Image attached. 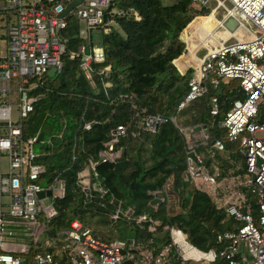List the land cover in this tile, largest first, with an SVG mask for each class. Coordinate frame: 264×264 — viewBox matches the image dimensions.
<instances>
[{"label": "built area", "instance_id": "obj_1", "mask_svg": "<svg viewBox=\"0 0 264 264\" xmlns=\"http://www.w3.org/2000/svg\"><path fill=\"white\" fill-rule=\"evenodd\" d=\"M72 1L0 0V13L8 17L6 26L0 23V264H213L220 257L229 264H264V134L258 135L264 132V118H260L264 107V0H193L199 10L215 3L209 14L195 17L200 21L209 15L216 17L220 7L227 12L218 20L215 32H207L203 38L188 28L182 34L184 53L194 51L198 65L183 70L177 67L181 74L193 69L189 90L177 114L169 118L150 115L118 125L99 152L101 161L116 162L122 154L117 145L129 131L143 141V132L157 133L161 124L171 120L185 141L184 179L211 198L215 208L225 214L224 221L232 222V229L216 233L217 241L226 243L221 251L199 248L178 224L157 217L161 206L167 217L182 212L174 175L162 187L148 191L152 196L148 205L153 212L138 213L134 205L124 209L120 202L111 214L110 227L125 221L153 237L106 239L77 218L64 227L51 224L59 215L55 202L66 195V181L58 177L46 180L47 168L40 160L43 154L34 150L38 142L46 140L39 141L40 133L26 134L25 122L44 94L39 90L45 86L49 72L54 69L55 75L62 73L65 56L81 57L79 67L89 79L93 63L106 60L104 50L91 44L68 51L67 17L72 15L80 24L85 22L87 30L106 29L109 23L105 15L111 0H83L63 15ZM231 18L237 20L238 27L227 37L218 38L217 29L225 27ZM242 30L249 36H241ZM193 39L197 40L195 48L190 44ZM203 48L206 52L199 57ZM110 71V66L101 68L106 77ZM220 78L237 79L244 98L234 100L225 117L216 120L220 107L218 97L213 96L209 122H180L177 115L208 94L209 84L218 85ZM216 126L223 135L214 133ZM91 128L92 123L87 122L85 129ZM47 142L52 143V138ZM98 162L90 159L77 172L76 185L87 200L98 194L104 197L108 192L99 180ZM17 228L28 229L27 236L43 251L30 260L22 257L20 254L30 253V247L24 238L14 240ZM51 228L61 229L51 234ZM43 235L47 237L41 243Z\"/></svg>", "mask_w": 264, "mask_h": 264}, {"label": "trees", "instance_id": "obj_2", "mask_svg": "<svg viewBox=\"0 0 264 264\" xmlns=\"http://www.w3.org/2000/svg\"><path fill=\"white\" fill-rule=\"evenodd\" d=\"M193 2L111 0L105 21L107 24L113 20L121 30L113 24H108L110 31L100 28L104 32L101 45L105 62L93 63L94 72L89 79L79 67L81 57L65 56L62 73L55 79L48 76L45 86L39 90L44 94L26 120L25 132L28 135L43 132L44 141L47 135L52 138V143L46 147L47 154L40 160L47 168L46 180L63 178L67 189L65 197L55 202L59 215L51 221L52 225L68 226L76 218L87 223L94 217H98L97 223L109 225L111 214L120 202L124 209L134 205L138 213L153 212L148 205L152 199L148 191L162 187L168 177L174 175L182 212L167 217L165 207L161 206L157 217L178 224L188 234L190 242L201 249L221 251L226 246L225 242L217 241L216 233L232 229V222L224 221L225 214L215 208L211 198L184 179L185 141L171 120L161 124L157 133L143 132V141L134 138L129 131L117 145L122 148V154L116 162L99 159L100 150L105 148L116 126L150 115L169 118L177 114L193 74V69L185 74L178 69L186 50L182 34L197 15L206 14L205 8L199 10ZM67 18L70 20L66 30L68 51L77 50L81 44L89 46L81 36L79 22L72 15ZM107 66L111 68L109 77L101 72V68ZM209 85L208 94L177 115L180 122H209L213 96L218 97L220 107L215 118L221 120L234 100L245 96L237 79L220 78L218 85ZM189 112L195 113L194 120L184 119ZM87 122L92 123L91 130L85 129ZM214 133L223 135L217 126ZM90 159L99 161V180L108 192L104 197L98 194L87 200L78 189L76 179L77 172ZM59 229L52 228L49 233L54 234ZM110 229L116 232L115 236L104 238L145 240L153 237L125 221H119ZM164 238L169 241L168 235ZM126 264L135 263L126 261ZM213 264L229 262L220 257Z\"/></svg>", "mask_w": 264, "mask_h": 264}, {"label": "rangeland", "instance_id": "obj_3", "mask_svg": "<svg viewBox=\"0 0 264 264\" xmlns=\"http://www.w3.org/2000/svg\"><path fill=\"white\" fill-rule=\"evenodd\" d=\"M164 1L166 3H169V4L174 2V0H164ZM229 7H231V5H229ZM212 8L213 7L210 6V8L206 9V14H209L212 11ZM226 12H227V10H226L225 7L217 8L216 17H215V15L207 16L201 22V25L205 26L207 23L208 24L210 23V26H213L211 31H213L216 28V27H214L216 25V23L218 24V20L223 19L225 14H226ZM12 19H13V21H15V17L14 16H13ZM7 20H8L7 14L4 13V12L0 13V23H1L2 26H6ZM214 20H215V25H213V21ZM80 26H81V29H82L81 30V36L83 38H85L86 43H89L91 41L90 40V35L92 34V41L94 42V46H95V48L99 49L100 44H101V37H102V34L104 32L102 31L100 33L99 32L89 33V31L86 28V24L83 21H81ZM115 28L117 29V26ZM196 29H197V27H196ZM196 29H194V30H196ZM104 30L107 31L106 29H104ZM2 31L5 32V29H3ZM229 31H232V30H230L227 26L220 27V28L217 29V37L220 38V39H223L224 37L227 36V33H229ZM203 32L204 31H202L201 29H198L197 35L200 38L204 37L205 33H203ZM247 35H248L247 31L246 30H242L241 36L247 37ZM231 39L235 40V38H231ZM190 44H191V47H193V48L197 47V40H194V39L191 40ZM1 45H2V48L5 49V47H6V40L5 39L2 40ZM205 52H206V48L201 49L198 52V56L202 57L205 54ZM181 65L183 66V63H181ZM58 76H59V74H57V75H55L53 77L51 76L50 78L51 79H55ZM92 83L94 84V82H92ZM194 116H195V113L189 112L188 116L184 117V119H190V120L192 119V120H194ZM15 117H16V115H15ZM260 118H264V107L263 106L261 107V110H260ZM179 119H180V117H179ZM263 134H264V132H258V135H263ZM50 139H51L50 136L47 135L45 137L46 141L44 143L38 142L34 146V150L36 151V153L47 154L46 147L48 145H50L47 141H49ZM97 219H98V217H94L91 222H87V223L89 225H91L92 228H94V230H96V232L98 234H100V235H102L104 237L115 236L116 232L115 231L113 232L111 229H109V228H114V227H110V224L109 225L108 224L107 225L99 224V223H97ZM17 229L19 231H18L17 235L15 236L16 238H14V240L21 241V239L24 238V242L27 243L29 245V247H30V253H28V254H25V253L24 254H20L22 257H25L27 260H30V259L34 258V255L37 252L43 251L41 248H38L37 245L33 244V241H31V239H32L31 237L27 236L29 234V230L28 229H26V228H17ZM46 237H47V235L41 236V243L46 239ZM115 238H117V237H115Z\"/></svg>", "mask_w": 264, "mask_h": 264}, {"label": "bare ground", "instance_id": "obj_4", "mask_svg": "<svg viewBox=\"0 0 264 264\" xmlns=\"http://www.w3.org/2000/svg\"><path fill=\"white\" fill-rule=\"evenodd\" d=\"M207 17V16H206ZM206 17H204V18H206ZM204 18H202V20L200 21V18H196L194 21H195V27L194 28H191V30H188V31H192V30H194V29H196V27H199V29H201L202 31H204L203 33H207V32H210V34L211 33H213V32H215V29L213 30V31H211V29L213 28V26H210V23L208 24H206L205 26H203V25H201V22L204 20ZM213 25H215V20L213 21ZM217 26V23H216V25L214 26V27H216ZM201 27V28H200ZM198 32V29H196V31H194V33L196 34ZM213 41H215V38L214 37H212L211 38ZM181 61H183L184 62V67L183 68H185V67H187V66H190V65H195L196 66V64H197V59H196V56H195V54H194V51H190L189 53L188 52H186L184 55H183V57H182V59H181ZM180 61V62H181ZM180 62L178 63V66H179V64H180ZM180 67V66H179ZM182 69V68H181Z\"/></svg>", "mask_w": 264, "mask_h": 264}, {"label": "water", "instance_id": "obj_5", "mask_svg": "<svg viewBox=\"0 0 264 264\" xmlns=\"http://www.w3.org/2000/svg\"><path fill=\"white\" fill-rule=\"evenodd\" d=\"M83 0H73L71 3H69V5L67 6L66 10L64 11L63 15H68L70 12H72L80 3H82ZM215 3H212V6H214ZM226 26L230 29V30H235L238 27V22L235 19H229L226 22ZM55 75V70H51L49 72V76H54ZM44 138V133L41 132L38 136L39 141H42ZM51 192L48 191V194H50ZM40 196H44V192L40 193Z\"/></svg>", "mask_w": 264, "mask_h": 264}, {"label": "crops", "instance_id": "obj_6", "mask_svg": "<svg viewBox=\"0 0 264 264\" xmlns=\"http://www.w3.org/2000/svg\"><path fill=\"white\" fill-rule=\"evenodd\" d=\"M195 21H196V20H195ZM195 21H193V23L190 24V26L188 27L187 30H191V28H194V27H195ZM109 24H113L112 26H114V27L117 26V29H118V30H121L120 27L118 26V24H116L115 22H113V23H109ZM81 30H82V29H81ZM106 30H107V31H108V30L110 31V27H109V25H107ZM88 31H89V33H93V32H95V33H96V32H99V33H100V32H102L103 30H102V29H97V30H88ZM196 34H197V33H196ZM228 34H229V33H227V36H228ZM227 36H226V37H227ZM201 38H203V37H201ZM90 40H91V41L89 42V44H91V42H93V41H92V34L90 35ZM93 46H94V45H93ZM94 47H95V46H94ZM99 49H103V46H102L101 44H100ZM202 57H203V56H202ZM181 63H183V66L181 65ZM179 65H180V68H183V67H184V62L181 61ZM196 65H198V62H197ZM194 66H195V65H194ZM157 238H158V237H157ZM157 238H156V239H157Z\"/></svg>", "mask_w": 264, "mask_h": 264}]
</instances>
